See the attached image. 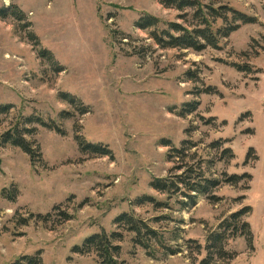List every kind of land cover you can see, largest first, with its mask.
<instances>
[{
    "label": "rangeland",
    "instance_id": "1",
    "mask_svg": "<svg viewBox=\"0 0 264 264\" xmlns=\"http://www.w3.org/2000/svg\"><path fill=\"white\" fill-rule=\"evenodd\" d=\"M199 1L255 21L218 48L195 52L162 49L151 30L135 27L144 14L160 19L161 29L185 24L159 0H0V9L24 15L0 19V105L13 107L0 114V137L22 117L64 132L29 125L42 155L35 163L0 145V264L37 254L42 264H98L94 253L74 248L102 232L123 234L116 245L126 264H200L208 235L240 213L251 242L230 236L225 247L233 259L217 264H264V0ZM43 50L54 61L41 57ZM188 103L197 111L184 116ZM77 138L108 147L113 157L82 151ZM216 141L225 144L216 150ZM185 142V163H203L220 180L237 175L240 183H223L194 203L153 189L154 180L181 174L170 156ZM227 148L233 157L220 161ZM123 214L146 222L162 243L150 251L137 245L135 234L115 223Z\"/></svg>",
    "mask_w": 264,
    "mask_h": 264
},
{
    "label": "trees",
    "instance_id": "2",
    "mask_svg": "<svg viewBox=\"0 0 264 264\" xmlns=\"http://www.w3.org/2000/svg\"><path fill=\"white\" fill-rule=\"evenodd\" d=\"M159 2L165 8L174 9L179 12L181 15L179 19L185 24L172 22L163 25L165 29H161L160 26H162V22L160 19L149 14H144L135 23V27L140 30H151L150 37L162 49L192 50L195 52H202L207 48L216 49L219 47L222 40L229 38V36L237 31L241 25L251 24L255 21L254 18L225 5L215 7L213 4H204L199 0H159ZM10 15L17 18V20L24 19V15L15 7L0 9V19H7ZM219 23L221 24L220 26L218 25ZM31 39L36 42V45H39L37 38L33 34H31ZM40 56L54 61L49 51H41ZM239 70L248 72L244 68H239ZM61 71H63L62 68L58 70V73ZM189 75L191 74L189 73ZM194 77L195 75L193 74L192 81H197V78ZM202 93H210L209 88L203 90ZM62 99L74 106L79 103L75 97L69 94H64ZM197 107L198 104L196 103L185 104V111L182 112V115L185 116L196 112ZM12 109V106L0 105V114L9 115ZM81 113L84 115L86 111L83 110ZM32 123H36L43 128L55 131L59 134L64 133L55 123H48L42 118L23 119L22 117L16 124L12 125L11 128L1 135L0 145L10 144L21 149L30 157L32 162L35 163L40 161L42 155L39 145L28 138L35 135L37 132L35 128H28ZM77 139L82 151L101 157H113V152L108 147L85 144L81 138ZM186 143L187 142L184 143L181 149L173 148L172 153H174V156H170V158L175 159L178 164L175 168V172H181V174H176L171 178L154 180L151 185L153 189L161 194H180L188 199L189 203H194L196 196H210L212 192L223 183L230 185H238L240 183L241 177L237 175L220 180L208 176L203 169V163H185L190 159L186 151L191 149V146L185 147ZM224 144L225 143L222 141H216L211 144V146L219 150ZM169 145L170 144L166 145V147H169ZM219 157V160L222 161L224 157L232 158L233 154L229 148L222 149V153ZM212 199H214L213 196ZM140 201L153 203L152 198H144ZM243 215V213L234 214L220 225L217 232L208 235L206 241L207 255L200 264H217V261L223 259H233V257L226 252L225 247V242L230 236H245L249 240L252 239L248 224L241 220ZM67 220H69V218H67ZM115 223L118 225V228H124L125 231L134 233V242L148 251L152 249V244L154 242L162 243V237H160L159 233L146 222L137 219L134 215L123 214L116 219ZM122 240L123 234L120 232H113L110 235L106 232L94 234L87 238L81 246L75 247L74 253L79 255L94 253L98 258V264H126L125 262H120L121 247L116 245L117 242H121ZM163 248L167 249L165 246H163ZM166 251L171 255L179 253V250L175 249H167ZM13 264H42V259L40 254L23 256Z\"/></svg>",
    "mask_w": 264,
    "mask_h": 264
}]
</instances>
